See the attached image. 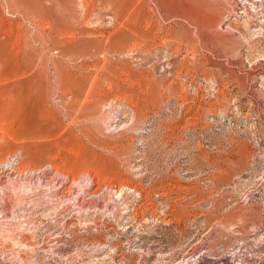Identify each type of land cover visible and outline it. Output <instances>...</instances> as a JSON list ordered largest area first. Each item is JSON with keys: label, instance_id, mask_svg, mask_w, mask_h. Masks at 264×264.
<instances>
[{"label": "rangeland", "instance_id": "obj_1", "mask_svg": "<svg viewBox=\"0 0 264 264\" xmlns=\"http://www.w3.org/2000/svg\"><path fill=\"white\" fill-rule=\"evenodd\" d=\"M0 264H264V0H0Z\"/></svg>", "mask_w": 264, "mask_h": 264}]
</instances>
